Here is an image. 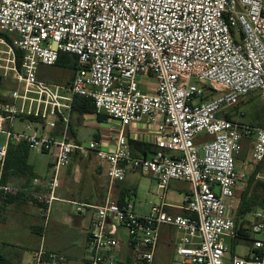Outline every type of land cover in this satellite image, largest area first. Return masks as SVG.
Segmentation results:
<instances>
[{
	"label": "built area",
	"instance_id": "obj_1",
	"mask_svg": "<svg viewBox=\"0 0 264 264\" xmlns=\"http://www.w3.org/2000/svg\"><path fill=\"white\" fill-rule=\"evenodd\" d=\"M61 53L77 57L72 81L41 80L39 66L56 65ZM1 76L20 86L0 101V133L7 138L0 145V205L20 192L1 181L10 143L54 157L47 191L29 197L41 206L45 228L61 170L76 154L93 155L107 164L111 184L123 183L129 172L148 174L163 194L147 214L126 199L76 203L78 213L94 211L86 230L88 264H152L163 226L179 233V264H264V207L246 219V235L236 228L245 178L236 161L248 139L249 163L264 162V123L221 117L252 92L264 97V0H0ZM76 97L119 121L113 150L96 140H68ZM16 121L36 127L15 131ZM135 123L157 131L150 157L130 148L124 130ZM202 133L211 140L197 142ZM172 181L191 185L183 199L187 215L166 210ZM225 238L248 241L251 255L226 261ZM126 248L131 260L122 256ZM31 264L68 260L40 248Z\"/></svg>",
	"mask_w": 264,
	"mask_h": 264
},
{
	"label": "crops",
	"instance_id": "obj_2",
	"mask_svg": "<svg viewBox=\"0 0 264 264\" xmlns=\"http://www.w3.org/2000/svg\"><path fill=\"white\" fill-rule=\"evenodd\" d=\"M70 69L74 74L75 70ZM46 82L55 84L51 81ZM19 86L12 76H1L0 101L5 100ZM234 108L235 106L231 108L233 109L231 111L222 112L221 117L234 120L236 114ZM35 127L34 124L24 121V131ZM121 129L119 121L105 114H98L96 111L80 114L72 111L68 140L74 144L84 145L96 140L113 150ZM57 131L56 135H59L60 130ZM42 132L51 133L49 130ZM124 133L134 155L150 157L156 150L154 141L157 131L148 124H132L124 130ZM48 157L49 159L46 160ZM46 161L47 165H44ZM249 161L250 150L244 163L240 164V160L239 163L236 162L237 169L245 176L242 182L244 191L250 186L251 180H255V177L256 181H264V162L250 164ZM53 162L54 157L51 154L30 151L28 163L32 166V171L37 178L30 179L24 175V177H13L10 180L20 192L11 198L9 203L0 205V226L13 229L18 240L12 245L0 243V259L4 264H31L34 253L40 248L47 253L64 256L68 264H88L86 230L91 223L94 211L86 210L84 213H78L76 203L98 206L104 204L107 199L132 200L133 195L137 198L138 191L142 192L143 183L147 185V192H142V198L138 203L134 201L135 211L138 214L143 211L147 214L153 204L162 201L163 192L158 188V182L153 176L129 172L123 183L111 184L107 177V164L104 161L93 155L76 154L72 157L70 165L60 172L61 185L56 193L58 199L51 206L49 223L45 228L41 206L29 201V197L33 192L45 193L47 191L51 179L50 166ZM175 182L184 181H172L169 184L165 191V201L169 204L166 210L172 215H187L188 212L183 209V199L187 193L191 192V187L174 188L172 185ZM244 191L240 194L242 195ZM123 238L126 239L125 235ZM178 239L179 233L175 229L163 226L152 264H172L174 258L177 257L175 247ZM231 240L233 246L242 241ZM251 253L252 246L249 243L247 251L236 254L234 250L231 258L235 255L250 256ZM122 256L131 260L132 253L126 248Z\"/></svg>",
	"mask_w": 264,
	"mask_h": 264
},
{
	"label": "rangeland",
	"instance_id": "obj_3",
	"mask_svg": "<svg viewBox=\"0 0 264 264\" xmlns=\"http://www.w3.org/2000/svg\"><path fill=\"white\" fill-rule=\"evenodd\" d=\"M38 75L40 79H43L45 81H51L55 84H60V85H68L71 80H72V76H73V72L71 71V69L60 66V65H54V66H42L40 65L38 68ZM143 79L144 80H149L150 83L155 84V79L153 77H150L148 75H143ZM141 90L144 92H151V87L149 88L146 84H141L140 86ZM233 108V107H231ZM231 108L226 109L225 111L229 110H233ZM236 110V114H235V121L241 122V123H247V124H251L253 126H259L262 125L264 123V97H262L260 95L259 91H255L250 93L247 97L243 98L238 104L237 106H235L234 108ZM23 122L21 121H16L14 123V130L15 131H23ZM7 138L4 134L0 133V145L4 144L6 142ZM211 140V137H209L206 133H202L199 137H197L196 141L197 142H201V141H208ZM89 143H86V145H88ZM243 145H244V149L242 151V153L239 155V157L237 158V161L239 163L240 160V164L244 163V159L246 158V155L249 153V150L251 151V143L248 139H244L243 140ZM48 158H46V160H48ZM44 165H47V161L45 162ZM264 176V175H263ZM147 180V179H146ZM256 181V177L255 180ZM253 181V183H254ZM10 184L16 186L15 184H13V181H9ZM254 184H251L250 186H252V190L249 191L248 195H252L253 194V186ZM174 188H189L191 187L188 183L186 182H175L172 185ZM146 191L147 192V185L146 183H143L142 185V192ZM141 191H138V197L136 198L135 195H133L132 197V201H138L140 200V198H142V193ZM242 193V192H240ZM238 193V194H240ZM256 194L259 196V200L257 201V205L254 208L257 207H264L263 200H264V190H257ZM241 196V194L239 195V197ZM4 205V204H1ZM139 207V206H138ZM140 214H146V212H141ZM251 215L248 214L245 219L249 220L251 219ZM241 222V220L239 221V223ZM121 234L124 235L125 232L122 230ZM17 237L16 234L13 232V229H10L8 227H1L0 226V243H4L5 245H12V244H16ZM225 242L226 245L228 247V251H227V257H226V261L229 262L231 256H232V252H234L236 254L242 253L247 251L248 246H249V242L246 240H242L240 243H238L237 245L233 246L232 245V240L230 238H225ZM0 263H2V260L0 259ZM172 264H179L178 263V258H174L173 263Z\"/></svg>",
	"mask_w": 264,
	"mask_h": 264
},
{
	"label": "trees",
	"instance_id": "obj_4",
	"mask_svg": "<svg viewBox=\"0 0 264 264\" xmlns=\"http://www.w3.org/2000/svg\"><path fill=\"white\" fill-rule=\"evenodd\" d=\"M72 56V57H71ZM74 59V61H73ZM77 57L68 53H61L56 65H60L66 68H73L75 70ZM19 62V61H18ZM80 114L94 113L95 106L89 99L83 97H76L73 103V110ZM98 118H100L98 116ZM30 149L28 145L24 143L12 144L10 143L8 148V154L5 161L4 169L1 176L3 183H8L13 177H24L27 175L30 179L37 178V175L32 171V166L28 163ZM251 180L250 185L253 186V194L248 195L249 191L252 190V186H249L244 193L241 195V203L236 217V228L237 232L241 235H246V228L248 221L244 218L248 215L258 203L259 196L256 194L257 190H264V181ZM256 194V195H255ZM254 195V196H253ZM13 198V197H12ZM11 199V198H10ZM8 199L6 203H9ZM264 204V200L262 205ZM241 222L239 223V221ZM4 264V263H0Z\"/></svg>",
	"mask_w": 264,
	"mask_h": 264
}]
</instances>
